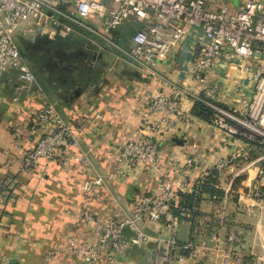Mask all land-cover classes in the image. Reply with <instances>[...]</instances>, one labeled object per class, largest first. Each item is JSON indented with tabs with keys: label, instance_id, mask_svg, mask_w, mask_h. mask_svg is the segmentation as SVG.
Wrapping results in <instances>:
<instances>
[{
	"label": "crops",
	"instance_id": "1",
	"mask_svg": "<svg viewBox=\"0 0 264 264\" xmlns=\"http://www.w3.org/2000/svg\"><path fill=\"white\" fill-rule=\"evenodd\" d=\"M245 1L204 0L212 10L230 11ZM59 9L60 27L51 25L35 33L22 27L15 35L35 80L26 84L13 73L0 81V264H82L65 251L48 258L53 246L67 248L95 239L92 225L81 219L82 212L90 209L108 216L117 208L109 195L117 198L122 208H130L136 196L158 191V181L149 178L84 188L94 171H110L112 148L131 138L138 128L135 106L140 96L169 91L172 85L185 86L189 92L186 105L192 111L200 94L193 74L202 41L199 30L186 26L183 42L158 59L152 74L129 55L131 36L143 27L142 22H128L105 34L96 17L77 20L71 16V7ZM227 72L230 77L219 97L223 106L249 97L252 88L249 84L236 91L234 78L240 80L242 74L225 63L219 64L210 79ZM48 101L56 104L67 121L84 125L81 148L90 157L91 168L79 164L66 169L43 159L34 171H22L24 150L36 141L35 136L29 137V124ZM196 123L166 136L161 146L166 160L172 154L183 159L195 154L199 158L203 153L214 161L212 150L222 147L225 134L199 118ZM255 175L256 170H252L250 178H238L233 186L235 194L227 193L226 187L219 188L223 195L218 200L207 194L197 219H186L189 226L179 240L199 243L214 236L226 240L233 236L234 242H228L226 248L234 249L241 260L232 264H264V201L249 194ZM147 230L156 233L159 224L148 221ZM177 256L176 264H216L212 258L192 259L187 251ZM152 259V246L123 257L124 264H152Z\"/></svg>",
	"mask_w": 264,
	"mask_h": 264
},
{
	"label": "built area",
	"instance_id": "2",
	"mask_svg": "<svg viewBox=\"0 0 264 264\" xmlns=\"http://www.w3.org/2000/svg\"><path fill=\"white\" fill-rule=\"evenodd\" d=\"M61 6L71 7V16L77 20L96 17L105 34L128 22H142L143 27L131 36L129 55L152 74L158 59L183 42L186 26L199 30L202 41L193 74L200 94L195 101H204L212 110L213 116L206 122L225 137L222 147L212 150L214 161L203 153L199 158L195 154L183 159L172 154L166 160L161 151L166 136L198 121L186 105L188 88L172 85L169 91L141 95L135 106L138 128L131 138L112 148L110 171H94L84 188L93 190L117 180L149 178L158 181L157 193L136 196L130 208H122L119 200L109 195L117 206L111 215L90 209L81 214L82 221L92 225L95 239L67 248L53 246L48 258L65 251L82 264H124L123 257L132 250L152 246V264H176L181 251H187L192 259L212 258L216 264L239 262V254L226 248L228 242H234L233 236L228 240L214 236L196 243L181 242L178 233L181 222L197 219L200 203L207 196L204 185L213 178L216 188L226 187L227 193L235 194V181L250 178L256 170L249 194L264 201V0H247L235 11L212 10L204 0H0V81L13 73L26 84L35 80L15 35L22 27L29 33L51 25L60 27ZM220 63L242 74V79L234 78L236 91L252 85L249 97L237 104L219 103L230 77L227 72L210 79ZM81 123L67 121L55 103L46 102L29 124V137L35 136L36 141L24 150L22 171H34L43 159L56 161L66 169L79 164L91 168L90 157L81 148L85 132ZM181 195L192 202L180 201ZM211 198L219 199L217 195ZM2 201L0 198V228ZM152 220L159 224L156 233L147 230Z\"/></svg>",
	"mask_w": 264,
	"mask_h": 264
},
{
	"label": "trees",
	"instance_id": "3",
	"mask_svg": "<svg viewBox=\"0 0 264 264\" xmlns=\"http://www.w3.org/2000/svg\"><path fill=\"white\" fill-rule=\"evenodd\" d=\"M193 113L196 117H198L199 119L204 120V121H210L212 116H213L212 110L202 100L195 102V105L193 108ZM215 182H216V178L211 179V182H207L204 185V191L206 194H209L211 197L214 195H217L218 197H222L223 192L220 189L215 187ZM178 199L180 201L182 199H184L185 201L184 200L183 201L186 204H190L192 202V199H190V197L185 196V195L179 196Z\"/></svg>",
	"mask_w": 264,
	"mask_h": 264
},
{
	"label": "rangeland",
	"instance_id": "4",
	"mask_svg": "<svg viewBox=\"0 0 264 264\" xmlns=\"http://www.w3.org/2000/svg\"><path fill=\"white\" fill-rule=\"evenodd\" d=\"M239 183L240 184H246V181L245 180H241ZM186 226H189V222L188 221L185 220V221L181 222L180 227H179V233H178V237L179 238H181V234L184 232V229L186 228Z\"/></svg>",
	"mask_w": 264,
	"mask_h": 264
}]
</instances>
